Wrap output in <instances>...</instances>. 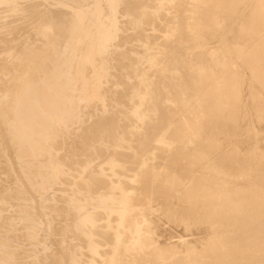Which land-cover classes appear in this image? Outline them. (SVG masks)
<instances>
[{"label":"bare ground","instance_id":"6f19581e","mask_svg":"<svg viewBox=\"0 0 264 264\" xmlns=\"http://www.w3.org/2000/svg\"><path fill=\"white\" fill-rule=\"evenodd\" d=\"M91 1L81 11L0 0V264H24L4 237L17 240L16 222L23 230L38 218L23 192L31 202L19 197L12 215L21 195L12 182L33 194L39 178L44 207L70 163L80 166L59 209L71 222L55 234L41 220L56 245L42 258L264 264V0H122L121 43L113 4L99 18ZM27 10L37 20L12 36ZM161 221L178 240L166 243ZM30 233L20 240L45 246Z\"/></svg>","mask_w":264,"mask_h":264},{"label":"rangeland","instance_id":"374dc122","mask_svg":"<svg viewBox=\"0 0 264 264\" xmlns=\"http://www.w3.org/2000/svg\"><path fill=\"white\" fill-rule=\"evenodd\" d=\"M14 1H17V0H14ZM18 1L20 2V0H18ZM21 1H22V0H21ZM35 1H36V3H41V2L43 3V0H41V2H40V0H35ZM37 1H38V2H37ZM44 1H45V0H44ZM46 1H47V2H46ZM46 1L43 3V5H41V4L39 5L41 8L44 7V8H43L44 10H45V8H48V7H58V8L60 7V8H64L63 6H65V7H67V6H71V7L75 8V9H77V10H81V11H83V10H88V9L93 5L92 1H91L92 4H91V3H88V2H90V0H84V1H83V0H82V1L80 0V2H82V3L85 2V5H84V3H83V5H82V3L79 2V0H77V1L75 0L76 2H79L78 4H80V5H75L76 7L73 5V4H77V3H74V2H75L74 0H71V2H69V3L67 2V1H68V0H67V1H66L67 4H66L65 0H49V1L46 0ZM69 1H70V0H69ZM73 1H74V2H73ZM87 1H88V2H87ZM104 1H108V2H110L111 4H113V13H114V14H113V15H114L113 18H114V19L112 20V24H111V25H112V27H115V28L118 27V28L120 29V26H124L123 24H125L124 22H125V18H126L125 14L123 13V12H124V9H123V3H122V0H99V1L97 2V4H95L96 7H97V17H99V18H102V17L104 16V14H105V9H104V7H103V2H104ZM49 2H50V4H49ZM51 2H52V3H51ZM72 2H73V4H72ZM86 2H87V3H86ZM55 3H56V4H55ZM70 3H71V5H70ZM44 4H45V5H44ZM88 4H89V5H88ZM39 6H38V7H39ZM47 6H48V7H47ZM77 6H80V7H77ZM40 7H39L38 10H39V12H42L43 10H42ZM121 7H122V8H121ZM35 9H37V8H35ZM35 9H33V10L35 11ZM122 9H123V10H122ZM30 10H31V11H30ZM30 10H27L28 12L26 11V15H25L26 17L23 15L24 22H23V20H21L22 16H20L21 18L19 17V18H20L19 26L21 25V23H22V25L25 23V18H27L26 23H25V25H26L28 22L33 23L32 20L35 18V15H36V14H39V15H40L39 12L36 11V12H35L36 14H35V13L32 11V9H30ZM41 10H42V11H41ZM121 10H122V11H121ZM29 11L31 12V14H32V12L34 13V14H32V15L34 16V18H32V17H33L32 15H31L32 17L29 15V14H30ZM120 11H121L122 13H121ZM24 14H25V13H24ZM27 14H28V15H27ZM29 16H30V17H29ZM85 16H87V15H85ZM118 16H119V18H118ZM28 17H29V18H28ZM37 17H38V16H37ZM37 17H36V18H37ZM30 18H31V20H30ZM28 19H29L30 21H29ZM34 20H37V19H34ZM122 20H124V22H123ZM27 21H28V22H27ZM31 21H32V22H31ZM120 21H122V22H120ZM17 22H18V21H16L15 23H17ZM30 23H29V24H30ZM87 23H89V22H85V25H88ZM121 23H122V24H121ZM17 24H18V23H17ZM22 25H21V26H22ZM25 25H23V26L25 27ZM119 25H120V26H119ZM17 26H18V25H17ZM21 26H20V27H16V29L19 28V29L21 30V28H23V26H22V27H21ZM27 26H28V25H27ZM27 26H26V27H27ZM26 27H25V28H26ZM25 28H23L22 31H20L19 29H17V30H18V31H17V34H15V33L13 34V32H16V30H14V31L12 32V34H13L12 36H14V35L17 36V35H18L17 38H19L23 33H24V35H26L27 33L25 34V32H28V29H25ZM24 30H25V31H24ZM120 30H121V29H120ZM120 30L116 31L117 34L115 35V38H114V39H115V43H121V42L123 41V39H124L123 36H124L125 33H124L122 30H121V31H120ZM19 31H20V32H19ZM23 31H24V32H23ZM21 32H23V33H21ZM3 34H4V33H1V32H0V35H3ZM19 34H20V36H19ZM24 35H22V36H24ZM39 35H40V36H39ZM39 35H38L39 37L36 36V39H38V40H42V39L47 40V38H46V39H45V37L43 38V36L41 35V33H39ZM119 35H120V36H119ZM118 37H120L119 40H120V39L122 40L121 42L118 40ZM40 38H41V39H40ZM212 45H214V44H212ZM127 46H128V45H127ZM127 46H122V47L120 48V49L123 51V53L127 51V48H128ZM124 50H125V51H124ZM128 51H129V49H128ZM126 54H127V53H126ZM127 55H128V54H127ZM73 58H74V57H73ZM95 98H96V97H95ZM80 101H81V99H80ZM97 101H98L99 104L103 105V104H105L106 98H105L104 95H100V96L97 97ZM85 105H86L85 103H82V106H81V113H84ZM94 117H95V116H92V115H91V116L89 115V117H88V115H87V118H94ZM65 139H66V141L64 140V138H63V139H60V141H61V142H65V146H66V145L68 144L69 141H68L67 138H65ZM62 140H64V141H62ZM67 141H68V142H67ZM61 142H60V143H61ZM66 143H67V144H66ZM71 164H72V165H71ZM77 164H78V163H76V164H74V165H73V163L68 164L67 166H69L71 169H68V167H67V168L64 167V168H66L65 170H67L68 172L66 171L65 173H63L62 178L70 176V178H69V177L67 178L68 183L62 181V180H65V179H62V178H60L59 180L57 179V180H58V183H57V181H56V183H55V185H54V188H55L56 190H55V189H52V190L50 189V190L48 191L47 197H48L49 200H48L47 204L44 205V207H41V206L39 205V203H38V201H37V200H39V198H36V196H38V193H37L38 191H37V189H38V187H40V184H38L39 182H37V181L39 180V178H38V179L35 178V180L32 181V185H33V187L36 189L35 192H34L33 194H36V193H37L36 196L33 195V194L28 190V187L23 186V184H20V183L18 184V183H17L18 185H14L15 182H14V183L12 182V184L9 183V182H7V184H6V182H4L5 185H8V184H9V185H10V184L13 185L14 187H13V186H12V187H13L14 189L17 188L16 191H18V190H19V192L21 191V195H22V192H23V195H24V196H26V195L29 196V195H30L28 198H30L31 200H32V199L35 200V203H34V209H32L33 211L29 210V211H30L29 213H30L31 216L34 218V220H35L36 217H38V218L40 219V222H39V219H38V218H37L38 221H37V219L35 220V222H37L39 225L36 223V224H34V226L32 227V226H30L28 223H26L28 226L25 224L24 227H25L26 229H23V230H21V228H23V224H22V222L24 223V220L22 221V219H21L19 222L17 221V222H16L17 224L20 223V224H18V226H19V227L22 226V227L19 228L17 225H15V226H17V228L19 229V232H16V229H14V228H16V227L13 228V229L15 230L16 234L19 233V235H20V233L22 232L21 235H23V237H22L21 235H20V236L22 237L21 239H23V238H24V234H23V233L26 232V233L29 234V233L31 232L30 234H32V232H34L35 234H38L39 237H41L42 239H44V242H43V245H45L44 247H42V248H38V250H32L30 244H27V243H29L30 241H29L26 237H25V238H26L27 241H28L27 243H26V239L24 240V242H23L22 240H20V236H19V238H18L17 240H16V239L9 238V237H4V239L7 240V241H9V242L11 243V245H16V246L19 245L18 247L15 246L16 248H15L14 246L11 247V248H14L15 250H17L18 253L23 252V253H20V255H22V256H23V254L26 255V256L24 255V257H22V256H18V257H17V260L22 261L24 264H30V263H31V262H30L31 260H32V263H31V264H36V263H37V264H51V263H52V264H55V263L52 262V260L49 259V258H44V257L42 258V256H43L42 254H43L44 249H46V248H47V249H50V248L52 247V249L54 250L55 248H53V247H56V245L54 244V240H53V241L51 240V239L53 238L54 235L52 234V232L50 231V229H49L45 224H43V222H45V217L47 216V217H46V220L48 219L47 222L51 225V227L53 228V226L56 224V225L54 226V228L56 227V228H58V229L60 230V231H59V230L57 229L58 231L56 230L57 233H55V234H58V232H61V234H62V232L65 233V231H66V229H64V228H66V227H65V224H67V222H69V221L71 222V220H70L69 218H66L65 216H63L62 219H64V221H62V220H61V217H62L61 214H62V213L60 212V210H61V207H62V205H63V200H64V199H65L64 202H66V195H67V194H65V193L68 192V190H67L66 188H67V187H68V188L70 187V185H68V184H69V182H71V180H72V178H73V175H75V174L78 173V172H76L77 170L75 171L76 173L74 172V170L77 169V168H79V166H80L79 164H78V165H77ZM75 165H76V166H75ZM65 166H66V165H65ZM74 166H75L76 168H75ZM72 169H73V171H72ZM69 172H70V174H71V172H72V175H69ZM73 172H74V173H73ZM64 175H65V176H64ZM60 181H61V182H60ZM65 181H66V180H65ZM62 182H64V184H63ZM35 183H37V184H35ZM61 183L63 184V186H62V187H64L63 189H62L61 186H60ZM62 184H61V185H62ZM9 185H8V186H9ZM11 185H10L9 187H11ZM19 185H20V186H19ZM56 186H58V188L60 187L59 189H61V190H59L58 188H56ZM66 186H67V187H66ZM65 187H66V188H65ZM18 188H20V189H18ZM64 189L67 190V191H65ZM22 190H23V191H22ZM63 190H64L65 192H64ZM36 191H37V192H36ZM62 191H63V192H62ZM19 192H18V193H19ZM24 193H26V194H24ZM57 193H59V194H57ZM53 194H54V195H57V196L54 197ZM62 194H63V195H62ZM19 195H20V193L18 194V197H15V198H18V199H12V200H15V201H12V200H11L12 203H13V205H14V207H15V208L13 207V212H15V213H12V215L14 214L15 217L17 216L16 214H17V212H18V211H14L15 209H17L16 206H15L16 201L19 202V203L22 202L23 205H27V204H29V202H31L30 199H29V200H28V198L25 199L26 197L24 198L23 195H22V198H23V199H22V198H21V195H20V196H19ZM60 195H62V196H60ZM16 196H17V195H16ZM63 196H64L65 198H64ZM19 197H20V199L22 200V201L20 200L21 202L18 201V200H19ZM58 198L60 199V201H58ZM63 198H64V199H63ZM56 199H57V200H56ZM23 200H27V201H23ZM11 201H10V202H11ZM14 202H15V203H14ZM36 202H37V203H36ZM66 204H67V203H65L64 205L66 206ZM13 205H12V204L10 205L11 209H9L10 207L8 206L9 208H8V210L6 211L7 214H6L5 211H2V213L4 212L6 215L11 216V213H10V212L12 211V206H13ZM16 205H17V203H16ZM20 205H21V204H20ZM35 205H36V206H35ZM52 205H53L54 207H53ZM57 205H58V206H57ZM59 205L61 206L60 209H59ZM64 205H63L62 209H64ZM37 206H38V207H39V206L41 207V208H39L41 211H42V209H44V214H43V212H41L39 209H38V210H39L40 212L36 209ZM35 207H36V208H35ZM48 207H49L50 209H49ZM57 207H58V208H57ZM56 208H57L59 211H58V210L56 211ZM9 210H10V212H8ZM36 210H37V212H39L38 214H36V213H37ZM31 212H32V213H31ZM45 212H46V214H45ZM48 212H49V214H47ZM57 212H58V214H57ZM59 212H60V213H59ZM4 213H3V214H4ZM8 213H9V214H8ZM34 213H35V214H34ZM40 213H41V214H40ZM23 214H25V213L22 212L21 215H23ZM30 214H29V215H30ZM59 214H60V215H59ZM14 215H13V216H14ZM33 215L36 216V217H34ZM59 217H60V220H59ZM20 218H21V216H20ZM20 218H19V219H20ZM54 218H56V219H54ZM43 219H44V220H43ZM65 219H66V220H65ZM41 220H42L43 222H42ZM21 221H22V222H21ZM56 221H57V222H56ZM70 222H69L66 226H68V225L70 224ZM40 223L42 224L41 226H40ZM45 223H46V222H45ZM59 223H61V224L63 223V224L60 226ZM164 223H165V224H164ZM164 223L161 221V224L163 225V227H164L168 232L171 230V231L169 232V235L172 234V235H170V236L168 235V237H170V238L167 237L169 240L166 239V243H167L168 241H170L169 243H172L173 241H175L176 239H175L174 237H176L177 240H178V239H179V238H178V237H179V236H178L179 234L177 233V231H176V230L173 231L174 228H172L171 225H169V223H166L165 221H164ZM21 224H22V225H21ZM58 224H59V225H58ZM57 225H58V226H57ZM165 225H166V226H165ZM29 226H30V227H29ZM36 226L39 227V228H36ZM169 226H170L172 229H171ZM27 227H28V229H27ZM34 227H35V228H34ZM166 227H168V228H166ZM30 228H32V230H31ZM18 229H17V230H18ZM34 229H36V231L39 230V232L37 231V233H36ZM24 230H26V231H24ZM27 230H29L30 232H28ZM173 232H174V233H173ZM50 233H51V234H50ZM55 236H56V235H55ZM172 237H173V238H172ZM65 238H66V236H65ZM66 239H67V241H69V242H68L69 244H72V243H73V242H72L73 239H69V238H66ZM173 239H175V240H173ZM19 240H20V241H19ZM51 241H52L53 243H51ZM153 242L155 243V242H157V241H156V240H153ZM12 243H14V244H12ZM169 243H168V244H169ZM17 244H18V245H17ZM51 244H52V245H51ZM21 246L24 247V248H22ZM34 246L36 247L35 244H34ZM20 247H21V248H20ZM28 248H29V250H28ZM24 249H27V250H24ZM19 250H20V251H19ZM40 252H41V253H40ZM27 253H28V256H27ZM29 253H30V255H31V253H34V254L31 255V256H33V255H34V256H33V257H30V256H29ZM39 254H41V256H40ZM37 256H38V257H37ZM39 256H40V257H39ZM35 257H37V259H39V260L37 261V259H36ZM22 258H26V260H25V259H22ZM28 259H29V260H28ZM30 259H31V260H30ZM33 259H36V263L34 262L35 260H33ZM44 259H45V260H44ZM27 260H28V262H30V263H27Z\"/></svg>","mask_w":264,"mask_h":264}]
</instances>
